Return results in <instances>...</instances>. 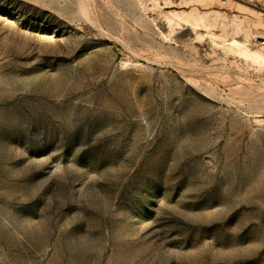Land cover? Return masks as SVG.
<instances>
[{"label":"rangeland","instance_id":"374dc122","mask_svg":"<svg viewBox=\"0 0 264 264\" xmlns=\"http://www.w3.org/2000/svg\"><path fill=\"white\" fill-rule=\"evenodd\" d=\"M0 264H264V0H0Z\"/></svg>","mask_w":264,"mask_h":264},{"label":"bare ground","instance_id":"6f19581e","mask_svg":"<svg viewBox=\"0 0 264 264\" xmlns=\"http://www.w3.org/2000/svg\"><path fill=\"white\" fill-rule=\"evenodd\" d=\"M225 1V0H224Z\"/></svg>","mask_w":264,"mask_h":264}]
</instances>
